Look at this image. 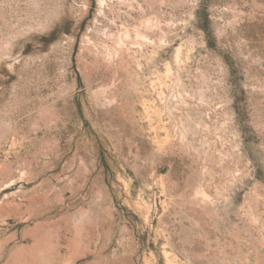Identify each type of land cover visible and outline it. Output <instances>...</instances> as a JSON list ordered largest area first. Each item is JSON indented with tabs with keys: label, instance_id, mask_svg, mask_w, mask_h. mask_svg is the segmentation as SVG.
Masks as SVG:
<instances>
[{
	"label": "rangeland",
	"instance_id": "obj_1",
	"mask_svg": "<svg viewBox=\"0 0 264 264\" xmlns=\"http://www.w3.org/2000/svg\"><path fill=\"white\" fill-rule=\"evenodd\" d=\"M0 264H264V0H0Z\"/></svg>",
	"mask_w": 264,
	"mask_h": 264
}]
</instances>
